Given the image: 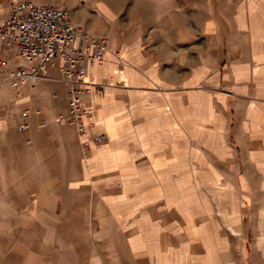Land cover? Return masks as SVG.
Instances as JSON below:
<instances>
[{
  "label": "crops",
  "instance_id": "0c3cea01",
  "mask_svg": "<svg viewBox=\"0 0 264 264\" xmlns=\"http://www.w3.org/2000/svg\"><path fill=\"white\" fill-rule=\"evenodd\" d=\"M29 1L110 50L84 137L56 68L0 85V264H264V0Z\"/></svg>",
  "mask_w": 264,
  "mask_h": 264
},
{
  "label": "built area",
  "instance_id": "2783aa9c",
  "mask_svg": "<svg viewBox=\"0 0 264 264\" xmlns=\"http://www.w3.org/2000/svg\"><path fill=\"white\" fill-rule=\"evenodd\" d=\"M110 50V41L75 25L68 10L53 5H36L29 0H13L0 18V85L12 90L44 77L49 68H56L60 81L68 90V113L57 121L75 129L84 137L88 126L84 118L89 112L81 98L91 89L85 82L86 68L103 63ZM8 55L22 60L14 70L5 72ZM118 62L121 58L115 55ZM27 117V112L21 113ZM42 127L46 123L41 124ZM26 126L19 125L22 132ZM92 141L101 144L104 135H94ZM85 148L89 141H83Z\"/></svg>",
  "mask_w": 264,
  "mask_h": 264
},
{
  "label": "rangeland",
  "instance_id": "374dc122",
  "mask_svg": "<svg viewBox=\"0 0 264 264\" xmlns=\"http://www.w3.org/2000/svg\"><path fill=\"white\" fill-rule=\"evenodd\" d=\"M204 0H199V4H204ZM7 10V9H6ZM201 9L199 8L198 9V13H197V16H196V18H197V20L200 22L201 21V19L203 18V16H202V13H201ZM5 13L2 11V9H1V7H0V18H2V16L4 15ZM167 34V33H166ZM171 35H172V33H171ZM181 35H182V38H183V40L184 39H186V38H188V33H186V32H182L181 33ZM198 38H197V44H198V46H199V49L204 45V35H203V33L202 32H198Z\"/></svg>",
  "mask_w": 264,
  "mask_h": 264
}]
</instances>
